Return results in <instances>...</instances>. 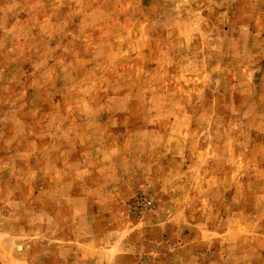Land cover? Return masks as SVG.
Listing matches in <instances>:
<instances>
[{
	"label": "rangeland",
	"instance_id": "374dc122",
	"mask_svg": "<svg viewBox=\"0 0 264 264\" xmlns=\"http://www.w3.org/2000/svg\"><path fill=\"white\" fill-rule=\"evenodd\" d=\"M0 264H264V0H0Z\"/></svg>",
	"mask_w": 264,
	"mask_h": 264
}]
</instances>
